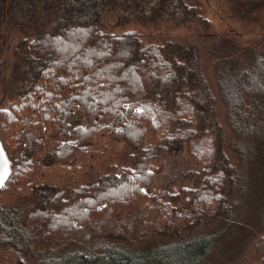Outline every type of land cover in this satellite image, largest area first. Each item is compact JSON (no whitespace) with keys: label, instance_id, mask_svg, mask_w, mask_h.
I'll use <instances>...</instances> for the list:
<instances>
[{"label":"trees","instance_id":"obj_1","mask_svg":"<svg viewBox=\"0 0 264 264\" xmlns=\"http://www.w3.org/2000/svg\"><path fill=\"white\" fill-rule=\"evenodd\" d=\"M230 1L247 18L251 7L264 6ZM107 6L119 7L126 26L210 25L200 0H0L1 48L9 33L34 37L13 63L16 100L0 108V140L11 162L0 187L1 247L14 250L16 264H203L213 243L186 226L205 215L236 219L243 190L257 179L251 164L264 160V37L248 48L229 37L192 42L206 33L143 45L136 33L107 31L100 17ZM44 7L43 23L28 28ZM205 55L215 60L214 79L206 76ZM213 85L223 125L211 114ZM172 156H188L195 168L188 163L155 187ZM81 173L94 177L67 182ZM183 178L189 186L177 183ZM177 200L183 210L170 208ZM261 223L255 251L264 264ZM173 226L180 232L170 238L159 232L161 253L149 251L154 228Z\"/></svg>","mask_w":264,"mask_h":264},{"label":"rangeland","instance_id":"obj_2","mask_svg":"<svg viewBox=\"0 0 264 264\" xmlns=\"http://www.w3.org/2000/svg\"><path fill=\"white\" fill-rule=\"evenodd\" d=\"M200 1L204 10V16L207 18L209 22L208 24H210L207 29H203L200 25L174 27L169 24L161 26L145 25L141 22L131 23L126 26V24H120L117 20V14L120 13V11H116V9L119 7L113 9L107 6L104 14L100 17L103 24L106 25L107 31L113 34L136 33L139 35L143 45H163L164 40H193L195 37L190 35L206 33L207 35L205 38H197L192 42H207L208 39L216 37H229L233 41H237L236 45L238 47H258L256 46L257 43H259L264 37V6L261 5V7L257 5L253 8L251 7L252 15L250 18H247L243 15L244 12L239 9L238 2L230 0ZM145 8L150 9L151 7L149 8V5L146 4ZM45 13V7L40 9L39 14L36 17L37 24H35V21H32L29 23L28 28L39 26L43 23V16ZM5 17H7L8 27L11 26V28H13V25L9 26V16L5 15ZM12 35V33H9L5 36L8 40H4L3 43H8L6 46L7 50L4 49L6 47H3V49L1 48L2 43L0 42V61H2V64L5 63L0 69V108H7L11 102L16 100V98L11 97L13 93L12 88L14 87L12 81L13 74L11 73L14 68L13 63H15L17 58L23 54V51L26 49L23 41H31V43L34 41V37H28L27 39L23 38L24 36L21 34L19 35L18 31L17 34L13 35V40H11ZM210 44L221 45L220 42H211ZM203 61H206L204 66L207 71L206 76L210 79H214L213 67L215 60L208 55H205ZM213 94L216 96L217 101L215 102V105H213L214 111H212L211 114L216 121L222 124L224 121V106L218 99L215 85H213ZM223 134V141L226 144L227 141L230 140V135L225 127ZM122 160L125 163L127 162L123 155ZM188 163L191 165V159L188 156H180L178 158L172 156L171 160L167 162L163 173H159L156 176L157 181L155 187H162L165 185L166 181H170L174 176L178 177L182 175L185 169L190 166ZM182 165H185V167H182ZM252 166H254V169L257 171V179L254 174L250 183L243 190L244 206L240 215L236 219L232 218L231 220H224L220 217L212 219L209 215H205L203 217L204 219L195 222L196 224L191 223V225L186 226L187 231L189 230V232L193 234L209 236L213 243L211 246L213 249L203 264H259L261 262L256 254L255 248L258 238L262 234L261 220L264 218V160L257 157L252 162L251 167ZM191 168H195V165H191L189 169ZM86 176L84 179L83 173L80 175L74 174L72 177L66 178V180L69 184L76 185L80 183L83 184L86 179L89 180L94 177L93 173H88ZM177 183L189 186V181L184 180V178ZM170 187L174 190L177 189L172 183H170ZM191 188H185V190H188V192H190L189 189L194 190ZM147 198L148 197H146V199H138L133 206L128 209L132 212L131 215L134 214L137 209H141L140 206L146 202ZM173 205H176V209L180 210L182 208L183 210L185 204H182L180 200H177L176 202L171 203L170 208L174 209ZM189 205L190 204L188 203V205L185 206V210H189ZM192 209H194L193 206L190 210ZM123 211V209H120L116 212ZM228 222L231 223L229 224ZM159 232H164L166 237L170 238L172 235L177 234L180 231L176 226H173L166 231L159 230V227L154 228L152 233L154 239L150 241L149 244L151 247L148 248L149 251H153L154 253H161L157 249L161 248L164 244L160 238L164 234ZM52 247L55 248V251L58 250V247L55 244ZM12 250H8L7 247L2 248L0 244V264H16L17 260L20 258L14 254V250ZM60 257L64 262H67L68 257Z\"/></svg>","mask_w":264,"mask_h":264},{"label":"water","instance_id":"obj_3","mask_svg":"<svg viewBox=\"0 0 264 264\" xmlns=\"http://www.w3.org/2000/svg\"><path fill=\"white\" fill-rule=\"evenodd\" d=\"M11 174V162L0 140V187L8 180Z\"/></svg>","mask_w":264,"mask_h":264}]
</instances>
